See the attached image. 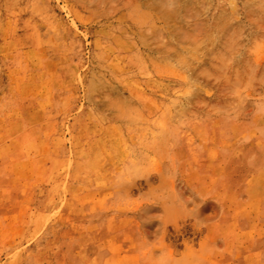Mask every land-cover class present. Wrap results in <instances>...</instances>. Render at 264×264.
Returning a JSON list of instances; mask_svg holds the SVG:
<instances>
[{
  "label": "rangeland",
  "instance_id": "rangeland-1",
  "mask_svg": "<svg viewBox=\"0 0 264 264\" xmlns=\"http://www.w3.org/2000/svg\"><path fill=\"white\" fill-rule=\"evenodd\" d=\"M0 264H264V0H0Z\"/></svg>",
  "mask_w": 264,
  "mask_h": 264
}]
</instances>
